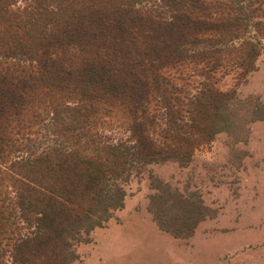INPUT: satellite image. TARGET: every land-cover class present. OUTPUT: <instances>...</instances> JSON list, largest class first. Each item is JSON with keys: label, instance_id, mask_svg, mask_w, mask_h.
Masks as SVG:
<instances>
[{"label": "trees", "instance_id": "1", "mask_svg": "<svg viewBox=\"0 0 264 264\" xmlns=\"http://www.w3.org/2000/svg\"><path fill=\"white\" fill-rule=\"evenodd\" d=\"M263 48L264 0H0V264L75 260L130 175L234 125L221 81ZM160 198L155 224L187 235Z\"/></svg>", "mask_w": 264, "mask_h": 264}, {"label": "rangeland", "instance_id": "2", "mask_svg": "<svg viewBox=\"0 0 264 264\" xmlns=\"http://www.w3.org/2000/svg\"><path fill=\"white\" fill-rule=\"evenodd\" d=\"M254 64L244 81H221L241 102L234 125L184 164L151 163L130 175L122 205L82 236L69 264H264V48ZM154 194L189 235L158 228ZM181 209L191 218L178 217Z\"/></svg>", "mask_w": 264, "mask_h": 264}]
</instances>
